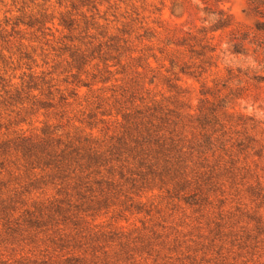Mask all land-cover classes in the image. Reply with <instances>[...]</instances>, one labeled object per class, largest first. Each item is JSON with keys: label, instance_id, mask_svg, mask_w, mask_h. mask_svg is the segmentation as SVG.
<instances>
[{"label": "trees", "instance_id": "1", "mask_svg": "<svg viewBox=\"0 0 264 264\" xmlns=\"http://www.w3.org/2000/svg\"><path fill=\"white\" fill-rule=\"evenodd\" d=\"M96 1L56 0L58 8L65 4L59 18L50 5L35 15L21 13L10 35L0 31L4 44L21 33L19 27L36 28L42 38L61 35L42 52L40 67L35 50L28 52L21 42L16 53L0 49V264H261L264 253L255 252L264 243L258 241L264 220L253 208H261L254 207L256 200L264 204V133L248 127L250 119L235 117L210 88L201 90L194 108L175 78H200L215 67L214 34L231 28V19L204 6L215 22L210 30L164 29L173 51L166 70L172 78L164 82L174 96L146 101L150 89L140 79L158 59L150 46L132 48L135 40H143L132 37L134 30L149 29L146 18L134 13L118 28L119 21H109L108 10ZM249 7L264 19V0H249ZM256 32L233 29V54H240L235 47L247 39L253 53L264 56ZM22 66L16 78L13 73ZM263 69L250 71L262 77ZM81 88L93 94L82 112H87L89 132L13 130L34 113H63L70 100L79 99ZM105 88L110 96L94 94ZM104 104L109 109L98 112ZM98 123L108 126L94 132ZM155 193L176 202L172 209L179 205L187 222L174 223L168 215L172 221L166 226L105 225L106 218L132 210L149 216L148 195ZM228 199V209L221 210ZM231 219L244 226L231 245L237 253L223 256L216 251L217 232ZM252 222L257 224L250 229Z\"/></svg>", "mask_w": 264, "mask_h": 264}, {"label": "rangeland", "instance_id": "2", "mask_svg": "<svg viewBox=\"0 0 264 264\" xmlns=\"http://www.w3.org/2000/svg\"><path fill=\"white\" fill-rule=\"evenodd\" d=\"M55 2L56 0H0V31H6V33H4L6 36H8V34L10 35L12 23L15 22L16 18L21 16V13H25L26 16L29 14L35 15L41 13L50 5L53 7L51 10H54L53 16L59 18L58 12L64 10L63 6L65 4L58 8L59 6L56 5ZM96 2L102 5L100 7L102 11L108 10L107 19L109 21H119L118 28H122L121 24L127 22L130 18H135L136 15H134V13L139 14V18H146V22L148 23L146 28L149 29H135L132 35L133 38L141 36V39H143L141 43L135 40L132 48L137 47V49H141L144 48V46H150L153 49L151 53H155L158 59L157 63L153 62L152 64L153 71L144 73L140 79L141 85L144 84L145 88L150 89L149 93L144 95L146 101L152 98L159 100L162 97L171 98L174 96V92H168V88L164 82L165 78H172L166 70L170 69V64L167 61L168 55L173 53V51H171V45L169 44L172 40L171 35H168L164 29H175L181 33L196 31L198 29L210 30L215 22L212 20V16H209V14L202 10L204 6L213 10H221L227 14L231 19L232 27L219 30L214 34L215 40L213 44L217 48L215 52L217 56L214 63L215 67L213 66L210 68L200 78L194 79L180 74H177L176 77L173 76V78L180 79L178 86H180L181 91L184 92L187 103L194 108L198 105L199 99L202 98L201 90L206 87L210 88V90L215 93V96H218L219 99L222 100L221 105L231 109L229 112L233 113L237 118L250 119L247 120L248 127H254L253 131L256 129V131L264 133V69L260 72L262 77H257V75L250 71L253 67L258 69L260 67L264 68V56L253 53V46L247 43V39L245 41H240L235 47V50L239 51L240 54H233L234 48L231 46L232 43H230V34L233 29L235 31L239 30L240 32H244L245 34L257 31L258 39L264 42V19L251 11L249 0H121V2L118 0H97ZM191 4H197V9L191 7ZM50 12L51 11H49V13ZM129 15L130 17H128ZM123 17L126 18L123 19ZM54 23L55 28L60 30L61 28L58 27L57 20H55ZM101 23H103L102 20ZM136 27H139V25H136L135 28ZM35 29L36 28L24 29V27H19L18 30H21V33L12 34L11 37L7 38L9 39L8 43L4 44L0 42V49L6 48L11 53H16L17 48H19L18 44L21 42L27 47L28 52L31 51L30 47L35 50L34 58H36L37 65L40 67L43 59L42 52L44 51V53H46L48 45L53 44L61 35L55 33L54 39L50 36L42 38L40 33L34 32ZM54 30L55 29H53L52 32H55ZM21 38H24V40L22 41ZM160 51L162 54L159 53ZM3 53L9 56L7 52ZM15 57H17V55L14 56V58ZM24 62L25 61L21 63ZM16 64L15 60L13 66H16ZM22 67V70L13 73L16 75V78L24 71L25 66ZM40 70L41 69H38V71ZM172 71L177 72L178 69L174 67ZM229 71L231 73L230 75L228 74ZM11 73L12 72L9 70L7 75ZM236 76L238 78H234ZM61 78L62 77H60V79ZM236 79L241 82L239 83ZM149 82H152V84L149 85ZM110 85L111 83L107 84L106 88H109ZM121 85V83H118L115 88L118 89ZM101 87L102 85H98L94 87L93 90ZM106 88L103 89V91H96L94 94H101L108 97L112 93ZM92 95L93 94L88 92L86 88H81L79 99L75 101L70 100L72 104L63 109L64 114L61 113V109L56 111H40L36 114L34 113L33 115L27 116L25 123L13 128V130L22 129L27 134H38L46 127H49L51 132L57 135L74 134L78 132L79 129L87 133L90 128L86 124L87 112L85 115H83L82 112L85 106L84 101H90ZM122 101V105H125L123 104L124 99ZM79 104L82 106H79ZM126 105H128V103H126ZM104 109H109V107L104 104L102 109L98 110V112ZM92 112L96 113V110ZM96 118L99 119L100 115ZM104 119L106 122L108 121V118ZM78 121H82V124ZM107 126L108 123H98L96 130L93 131L106 129ZM75 128L79 129L76 130ZM157 196L156 193L153 196L151 194L148 195L147 206L149 207H147V209L151 210L149 216H147L144 210L140 213L132 210L130 212L115 215L112 220H109V217L106 218L105 225L110 224L111 227H121L125 230H132L134 228H140L142 225L153 223H165L166 226L170 225V221H172V216L168 217V215H173L175 218L174 223L178 222V219L187 222L182 217V213H180L181 209L178 208L180 207L179 205L172 209L176 202L169 203L162 195L160 197ZM229 202L230 199L227 200L225 206L221 208V210H227ZM149 204H152V206L150 207ZM255 206H261L260 209L253 208V210L256 211L257 215H262L264 220V204L256 200L254 202V207ZM159 210H161L160 213H156ZM186 213H188V211ZM163 220H165V222H163ZM256 224L257 223L252 222L250 229H253ZM243 226V222L232 219L229 223H220V228L218 229L216 237V251L219 250V253H222L223 256H226L227 253H230L229 255H231V253H237L236 247H232L231 245L234 244V241L236 243L237 239L240 237ZM196 234L197 232L195 231L192 233L193 236ZM224 234L230 235L226 237ZM259 235L258 241H264V235ZM260 247L262 250L255 253H264V243H262ZM242 260H247V257ZM260 263H264V258L260 260Z\"/></svg>", "mask_w": 264, "mask_h": 264}]
</instances>
